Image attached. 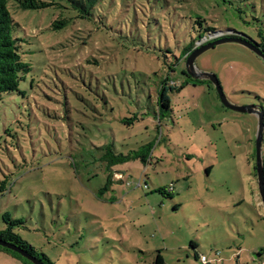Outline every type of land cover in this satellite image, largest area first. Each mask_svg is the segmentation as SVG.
<instances>
[{
  "label": "rangeland",
  "instance_id": "1",
  "mask_svg": "<svg viewBox=\"0 0 264 264\" xmlns=\"http://www.w3.org/2000/svg\"><path fill=\"white\" fill-rule=\"evenodd\" d=\"M9 11L30 72L0 99V231L3 214L22 220L14 233L53 264H152L157 252L264 264L257 116L223 109L206 83L155 113L161 81H186L182 53L206 27L261 41L264 0H100L92 22L60 30L59 10ZM195 65L230 104L264 110V63L244 45ZM0 264L21 263L0 253Z\"/></svg>",
  "mask_w": 264,
  "mask_h": 264
},
{
  "label": "trees",
  "instance_id": "2",
  "mask_svg": "<svg viewBox=\"0 0 264 264\" xmlns=\"http://www.w3.org/2000/svg\"><path fill=\"white\" fill-rule=\"evenodd\" d=\"M100 0H0V99L5 94H10L18 91L20 82H22L26 75L30 72V65L23 61L20 54V42L21 39L17 38L14 34L15 22L9 11V5L14 6L19 10H43L46 8H53L59 10L58 18L52 22L51 28L53 30L63 29L67 24L71 22H92L94 19V12L98 6ZM198 23V20L197 22ZM205 35L199 36L197 40H192L190 47L186 48L183 53L184 59L195 49L206 43L212 42L220 38H229L240 40L248 43L256 50H258L264 56V36L258 33L261 38L260 42H254L250 38L245 37L242 34L236 33L232 30L219 31L210 27H206L204 30ZM181 58H175V62L178 64ZM88 60L87 62H89ZM175 63V64H176ZM170 69L169 71H171ZM181 75L186 78V81L180 85H176L168 77L161 81L160 86L156 94V111L155 113L159 118L160 114L167 113L170 111V97L169 94L182 90L187 84L201 85L208 84L212 86L208 81H196L192 80L184 70L181 71ZM223 109H225L222 106ZM262 108V107H261ZM263 118H264V110ZM138 121V117L133 115L131 118L126 119L122 122L123 125L131 126L134 122ZM160 122V119L158 123ZM159 126V125H158ZM110 148L109 146L103 145L100 148ZM136 157L139 158L143 163L148 158V152L145 154L135 153ZM139 155V156H138ZM255 171V165L253 167ZM209 173V170L206 171ZM256 178V174L254 173ZM0 192L4 193L2 189ZM166 193V192H165ZM2 221L5 228L0 231V242L8 243L18 247L30 256L36 258L41 264H53L48 257L44 254L38 253L30 244L24 241L18 234L14 233V228L23 225L22 220H15L10 217L8 213L2 215ZM192 248L196 247L193 242H190ZM195 249V248H194ZM0 253L19 261L21 264H32L19 254L3 248L0 246ZM201 257V256H200ZM195 259L198 260V255L195 254ZM200 261V258H199ZM152 264H166L160 252H157L153 258Z\"/></svg>",
  "mask_w": 264,
  "mask_h": 264
},
{
  "label": "water",
  "instance_id": "3",
  "mask_svg": "<svg viewBox=\"0 0 264 264\" xmlns=\"http://www.w3.org/2000/svg\"><path fill=\"white\" fill-rule=\"evenodd\" d=\"M229 42H235V43L244 45L251 52H253L256 56H258L264 63V56L254 47L249 45L248 43L240 41V40H235V39L220 38L212 42L206 43L204 45H201L197 49L193 50L185 58V73L192 80L208 81L212 85L214 90L216 91L218 99L221 105L225 109L236 112V113L254 114L257 116V132L255 136V174H256V183H257L259 199H260L261 206L264 212V165H263V158H262V137L264 133V118H263L262 109L260 107L259 108L257 107H237V106L230 104L227 101L222 91V87L217 77L213 74L204 73V72L199 71L195 65V60L200 54H202L203 52L209 49L214 48L215 46H218L224 43H229ZM0 246L19 254L21 257L25 258L32 264H41L38 260H36V258L30 256L29 254H27L26 252H24L23 250L19 249L18 247L14 245L0 242Z\"/></svg>",
  "mask_w": 264,
  "mask_h": 264
},
{
  "label": "built area",
  "instance_id": "4",
  "mask_svg": "<svg viewBox=\"0 0 264 264\" xmlns=\"http://www.w3.org/2000/svg\"><path fill=\"white\" fill-rule=\"evenodd\" d=\"M118 178L120 179V176ZM200 262L202 264H211V261H208V259L205 256L200 257Z\"/></svg>",
  "mask_w": 264,
  "mask_h": 264
},
{
  "label": "crops",
  "instance_id": "5",
  "mask_svg": "<svg viewBox=\"0 0 264 264\" xmlns=\"http://www.w3.org/2000/svg\"><path fill=\"white\" fill-rule=\"evenodd\" d=\"M209 170V169H208Z\"/></svg>",
  "mask_w": 264,
  "mask_h": 264
}]
</instances>
